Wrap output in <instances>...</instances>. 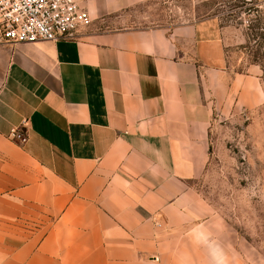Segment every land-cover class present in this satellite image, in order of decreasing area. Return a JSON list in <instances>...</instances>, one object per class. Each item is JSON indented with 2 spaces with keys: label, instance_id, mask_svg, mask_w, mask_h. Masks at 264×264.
I'll return each instance as SVG.
<instances>
[{
  "label": "crops",
  "instance_id": "crops-1",
  "mask_svg": "<svg viewBox=\"0 0 264 264\" xmlns=\"http://www.w3.org/2000/svg\"><path fill=\"white\" fill-rule=\"evenodd\" d=\"M78 1L80 38L0 44V264H263L192 183L213 113L264 101L260 66H231L242 33L101 29L149 0Z\"/></svg>",
  "mask_w": 264,
  "mask_h": 264
},
{
  "label": "rangeland",
  "instance_id": "rangeland-1",
  "mask_svg": "<svg viewBox=\"0 0 264 264\" xmlns=\"http://www.w3.org/2000/svg\"><path fill=\"white\" fill-rule=\"evenodd\" d=\"M211 16L242 33V43L230 49L232 69L245 71L249 62L258 64L264 89V16L259 0H149L112 14L100 27L170 29ZM192 183L249 241L264 264V101L253 108L213 113L209 162Z\"/></svg>",
  "mask_w": 264,
  "mask_h": 264
},
{
  "label": "built area",
  "instance_id": "built-area-1",
  "mask_svg": "<svg viewBox=\"0 0 264 264\" xmlns=\"http://www.w3.org/2000/svg\"><path fill=\"white\" fill-rule=\"evenodd\" d=\"M91 20L77 0H0V44L78 39ZM9 137L27 140L20 127Z\"/></svg>",
  "mask_w": 264,
  "mask_h": 264
}]
</instances>
